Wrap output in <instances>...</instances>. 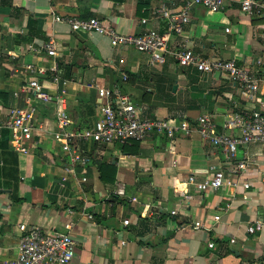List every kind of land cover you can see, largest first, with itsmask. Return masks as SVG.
<instances>
[{
    "label": "crops",
    "instance_id": "0c3cea01",
    "mask_svg": "<svg viewBox=\"0 0 264 264\" xmlns=\"http://www.w3.org/2000/svg\"><path fill=\"white\" fill-rule=\"evenodd\" d=\"M1 1L0 264L17 256L22 224L70 233L77 244L71 264H264V227L247 232L257 220L264 223V144L240 150L238 160L247 159L250 169L237 187H190L192 198L184 200L177 185L190 176L203 182L212 166L224 164L219 150L197 132L196 119L208 114L223 130L225 116L247 105L235 82L181 66L171 53L154 66L147 53L114 45L105 35L74 32L56 20L98 18L128 35L163 34L155 11L179 12L188 0H5L13 8L1 7ZM30 17L38 31L31 40ZM51 38L57 42L61 74L69 80L61 94L74 128L95 125L105 103L98 88L118 87L142 110L141 117L173 124L186 118L192 131L173 138L153 134L128 145H88L89 163L72 176L51 133L36 132L25 152L15 151L1 125L13 105L23 104L13 94L34 77L28 67L51 65L45 51L38 54L29 46ZM168 47L170 52L186 48L204 59H236L264 77V17L249 15L238 4L221 12L193 7L190 22L181 34L169 36ZM39 79L50 86L46 77ZM261 90L250 107L264 101V83ZM53 118L51 110L43 111L49 127Z\"/></svg>",
    "mask_w": 264,
    "mask_h": 264
},
{
    "label": "built area",
    "instance_id": "2783aa9c",
    "mask_svg": "<svg viewBox=\"0 0 264 264\" xmlns=\"http://www.w3.org/2000/svg\"><path fill=\"white\" fill-rule=\"evenodd\" d=\"M234 4H238L249 15L264 17V0H188L179 12L166 7L155 11V15L164 23L165 33L149 32L143 35L122 33L98 18L56 17V20L68 23L74 32L105 35L111 38L114 45H126L147 53L154 66L163 65L167 54L171 53L181 66H192L201 74H220L235 82L247 105L243 110L225 116L223 130H218L217 123L208 114L196 119L197 132L219 150L224 164L212 166L211 175L203 182H198L195 176L178 182V191L184 200L192 198L190 187H196L199 191L237 187L242 175L250 169L247 159L238 160L240 150L250 144L264 143V101L260 102L259 107H250V104L258 101L262 92L263 75L240 64L236 59H204L186 48L170 52L168 47L169 36L181 34L185 25L190 22V11L193 7L202 6L209 12H221ZM29 48L38 54L45 51L52 61L49 68L30 65L28 69L34 77L14 91V98L21 100L23 104L10 108L1 128L9 133V142L15 151L25 152V144L36 132L51 133L67 158V173L72 176L76 175L79 166L89 163L90 155L84 149L88 145H128L133 141L143 142L153 134L173 138L179 131H192L186 118L179 124H173L168 119L141 117L142 110L118 87L98 88V96L105 103L100 106L95 125L83 129L74 128L68 113L67 100L61 94V89L69 84V80L61 74L56 40L51 38L39 47L30 45ZM40 76L46 77L50 86L41 82ZM42 109L51 110L54 114L50 127L48 119H42ZM230 130L236 133H228ZM243 186L247 189L250 183L243 182ZM118 193L123 195L124 190L120 189ZM215 219L220 217L216 216ZM125 224L128 225L129 220ZM200 226V222L195 223L196 228ZM263 227L264 223L257 220L248 226L247 232L254 234ZM20 230L17 256L4 260L1 264H71L73 261L77 244L70 233L26 224H22ZM213 246L214 243H210V247Z\"/></svg>",
    "mask_w": 264,
    "mask_h": 264
},
{
    "label": "trees",
    "instance_id": "16d2710c",
    "mask_svg": "<svg viewBox=\"0 0 264 264\" xmlns=\"http://www.w3.org/2000/svg\"><path fill=\"white\" fill-rule=\"evenodd\" d=\"M1 7H10V8H13L12 4L11 3H7L5 0H2L1 1ZM28 31H29V35H30V38H29L30 40L32 39V37H31L32 35L38 34V31L36 29V21L33 18H31V17H30L29 22H28ZM6 97H7V99H9L8 98V95ZM108 167H110L109 169L114 170V171H112V176L113 177L111 179V181H114L116 170H115V168H114L113 165H110ZM104 170L105 169H103V171H102V179H104L103 178V172H104ZM110 173H111V171H110Z\"/></svg>",
    "mask_w": 264,
    "mask_h": 264
},
{
    "label": "rangeland",
    "instance_id": "374dc122",
    "mask_svg": "<svg viewBox=\"0 0 264 264\" xmlns=\"http://www.w3.org/2000/svg\"><path fill=\"white\" fill-rule=\"evenodd\" d=\"M257 144H264V143H257Z\"/></svg>",
    "mask_w": 264,
    "mask_h": 264
}]
</instances>
